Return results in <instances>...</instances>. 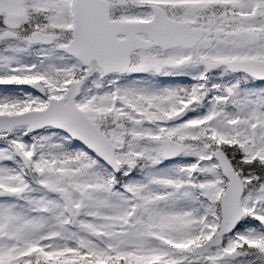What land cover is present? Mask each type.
<instances>
[{"label": "snow or ice", "instance_id": "snow-or-ice-1", "mask_svg": "<svg viewBox=\"0 0 264 264\" xmlns=\"http://www.w3.org/2000/svg\"><path fill=\"white\" fill-rule=\"evenodd\" d=\"M0 264H264V0H0Z\"/></svg>", "mask_w": 264, "mask_h": 264}]
</instances>
